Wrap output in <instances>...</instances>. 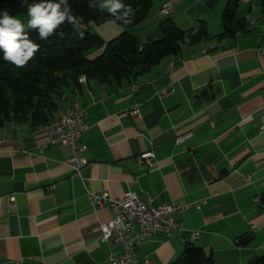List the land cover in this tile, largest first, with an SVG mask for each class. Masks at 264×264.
<instances>
[{"label": "crops", "instance_id": "obj_1", "mask_svg": "<svg viewBox=\"0 0 264 264\" xmlns=\"http://www.w3.org/2000/svg\"><path fill=\"white\" fill-rule=\"evenodd\" d=\"M166 1L151 0L147 18L126 29L145 40L170 16L191 34L203 23L209 37L186 39L178 55L132 80L88 79L57 98L55 117L78 101L89 125L79 138L88 161L80 176L65 163L67 146L39 148L46 141L40 126L9 121L0 128V264H112L119 247L99 240V226L114 213L108 203L92 205L88 194L100 191L114 198L133 192L152 205L192 204L176 216L181 229L137 249V264H169L189 241L215 264H249L264 253L261 0H238L233 35H221L228 0H180L163 14ZM92 29L110 40L122 27L107 21ZM164 88L170 92L159 94ZM146 150L155 153L151 167L136 160ZM190 230L199 231L195 239Z\"/></svg>", "mask_w": 264, "mask_h": 264}, {"label": "trees", "instance_id": "obj_2", "mask_svg": "<svg viewBox=\"0 0 264 264\" xmlns=\"http://www.w3.org/2000/svg\"><path fill=\"white\" fill-rule=\"evenodd\" d=\"M34 0H0V13L25 14L26 25L29 17L27 7ZM38 2V0H36ZM133 9L131 23L122 24L107 10L89 7L88 0H69L77 25L62 24L47 41L35 39L39 50L23 67L0 59V128L7 122H28L38 127L57 118V98L62 89L79 85L94 79L100 83L132 80L157 65L168 55H178L181 44L186 40L208 38L203 23L195 34L178 27L170 16L162 18L155 35L139 39L126 28L143 22L151 11V0H123ZM238 0H228L222 14L224 34H234L236 25L235 8ZM264 12V0H261ZM113 21L122 27L121 32L110 40H104L93 32L92 26ZM64 35L60 36L59 32ZM82 33V35H81ZM35 38L34 33H29ZM102 49L90 58L88 52ZM3 53L0 52V56ZM264 199V195H263ZM169 264H215L192 241L186 242L182 252ZM249 264H264V253L254 257Z\"/></svg>", "mask_w": 264, "mask_h": 264}, {"label": "built area", "instance_id": "obj_3", "mask_svg": "<svg viewBox=\"0 0 264 264\" xmlns=\"http://www.w3.org/2000/svg\"><path fill=\"white\" fill-rule=\"evenodd\" d=\"M178 1L180 0H167L160 12L169 14L172 6ZM78 80L83 82V78H78ZM132 88H135V85ZM169 92L168 88L158 91L161 95H167ZM131 114L135 117L139 116L136 106L131 108ZM88 128L83 106L70 102L67 112H64L62 122L54 123V126L49 128L46 141L39 148L43 149L47 145L56 144L67 146L70 155L65 163L71 168L74 176H80L81 169L87 165L88 161L83 155L85 147L79 138ZM261 131H264V125L261 126ZM190 135V132L178 135L175 142L179 144ZM3 143L4 139L0 137V152ZM136 160L141 165L151 167L155 162V153L152 150L142 151L137 155ZM48 188L52 189L53 185ZM88 194L92 205L100 206L108 203L114 213L111 219L102 222L99 226V240H111L119 247L118 251L111 256L112 264H137V249L156 235L169 237L173 230L181 229L182 223L177 221L176 216L192 206V204H180L173 200L152 205L150 197L142 200L133 192H126L118 198L110 197L106 191L89 192ZM188 234L190 239H195L199 231L190 230ZM140 264H151V261L143 259Z\"/></svg>", "mask_w": 264, "mask_h": 264}, {"label": "clouds", "instance_id": "obj_4", "mask_svg": "<svg viewBox=\"0 0 264 264\" xmlns=\"http://www.w3.org/2000/svg\"><path fill=\"white\" fill-rule=\"evenodd\" d=\"M24 3L27 0H23ZM89 7L107 12L122 24L131 23L133 9L123 0H88ZM27 25L7 11L0 13V59L17 67L25 66L39 50L35 39L47 41L62 24L76 27V16L72 14L69 0H34L27 7ZM34 33L35 38H30ZM63 36V31L59 32ZM82 35V33H81Z\"/></svg>", "mask_w": 264, "mask_h": 264}, {"label": "bare ground", "instance_id": "obj_5", "mask_svg": "<svg viewBox=\"0 0 264 264\" xmlns=\"http://www.w3.org/2000/svg\"><path fill=\"white\" fill-rule=\"evenodd\" d=\"M73 104H80L78 101L71 102ZM64 112H67V108L59 115V117L55 120L49 121L48 123H45L40 126L41 130H44L46 133H48L49 128H52L54 126V123H61L64 118Z\"/></svg>", "mask_w": 264, "mask_h": 264}, {"label": "rangeland", "instance_id": "obj_6", "mask_svg": "<svg viewBox=\"0 0 264 264\" xmlns=\"http://www.w3.org/2000/svg\"><path fill=\"white\" fill-rule=\"evenodd\" d=\"M11 16H15L16 18L20 19L26 25V15L25 14H22V13H20V14H13Z\"/></svg>", "mask_w": 264, "mask_h": 264}]
</instances>
